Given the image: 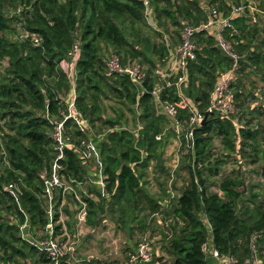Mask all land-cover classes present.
I'll list each match as a JSON object with an SVG mask.
<instances>
[{
  "label": "trees",
  "instance_id": "trees-1",
  "mask_svg": "<svg viewBox=\"0 0 264 264\" xmlns=\"http://www.w3.org/2000/svg\"><path fill=\"white\" fill-rule=\"evenodd\" d=\"M145 1L0 0V62L6 58L9 61L0 78V121H3L0 136L4 145L0 151L4 149L6 152L0 156L2 165L5 163L0 169V219L3 213H8L22 222L25 218L23 211H26L31 224L38 228L45 227L49 222L40 172L50 166L54 157L53 123L50 118L58 115L65 106V96L72 93L62 62L67 59L68 51L78 37L82 46L75 62L77 107L93 123L102 122L110 128L103 141L95 139L100 142L103 171L107 175L110 212L113 215L119 213L118 219L122 223L136 219H132L130 211H125L127 206L133 208L132 205L143 204V208L150 209L149 214L168 212L174 225L171 237L163 248L170 255L171 264H208L203 250L209 237L206 218L211 224L213 244L221 254L244 260L249 254L253 259L254 253L259 264H264V199L258 201V193H252L248 200L245 199L247 190L241 187L244 182L242 166H237L236 174L222 178L219 183L221 193L209 191V182L219 176L222 165L234 156L239 155V163L245 159L255 163L264 158V125L261 123L258 128H252V121L239 125L237 113L227 116L207 113L205 122L194 127L193 148L186 146L184 136H178L190 158L189 177L180 195L172 196L175 203L170 206L171 211L168 207L170 194L165 200L148 194L143 170L149 167L153 157L160 155L162 145L169 136L167 118L158 111L151 93L158 71L155 59L166 61L170 47L153 42L149 35L143 33L142 27L150 26L147 15L152 5L158 18L165 15L176 23L177 15L188 18L193 15L184 3L171 10L159 7L158 0ZM18 3L23 5V10L8 17V7H18ZM13 20L19 22L23 31L40 34L43 39L41 45L29 39L7 37V30L16 29L15 26L10 27ZM232 22L242 35H248L241 37L238 48L242 56L245 54L240 74L244 66H254V70L264 76V36L254 46V38L260 31L258 27L252 28L239 19H232ZM262 31L264 33V28ZM206 34L207 31H202L195 35L199 37L195 42L203 46L198 50L196 59L188 62V86L181 87L185 101L178 95L175 86H164L161 92L162 98L179 106L183 124L190 115L192 104L189 99L195 100L197 110L205 111L219 72L232 65V60L217 47L213 35ZM104 47H108L111 54L118 53L123 62L141 60L142 64L148 63L149 69L142 85H137L125 74L106 76ZM242 95L234 89L237 104ZM110 96L122 99L125 110L134 114L139 112L142 126L137 141L134 132L119 127L121 115L114 119L103 118L104 99ZM125 110L122 109V115ZM255 110L259 112L258 108ZM67 124L71 127V121ZM69 131L76 139L88 138L87 133L76 126ZM160 134L162 139L157 138ZM216 136L221 138L222 144L221 153L217 155L213 153ZM67 156V173L83 179L85 174L77 154L68 151ZM11 182L20 188L18 197L4 189V184ZM117 205L124 211H114ZM167 208L169 211H163ZM100 210L102 205L96 207L92 201L89 202L87 216L90 224L98 222ZM60 227L57 226V229ZM254 237L255 251L252 248ZM33 252L37 249L21 238L16 224L0 221V257L19 262ZM41 258L47 261L44 255ZM155 258L144 264H154Z\"/></svg>",
  "mask_w": 264,
  "mask_h": 264
},
{
  "label": "built area",
  "instance_id": "built-area-1",
  "mask_svg": "<svg viewBox=\"0 0 264 264\" xmlns=\"http://www.w3.org/2000/svg\"><path fill=\"white\" fill-rule=\"evenodd\" d=\"M22 6V5H21ZM19 5L16 10L20 13L23 10ZM15 10V11H16ZM240 8H235L239 11ZM256 16H253L255 19ZM216 23L220 27L216 33L217 47L232 60V65L227 70L219 72L218 82L210 93L209 103L205 111L197 110L193 105L190 106L189 119L183 124L180 118L179 106L169 99H164L161 96L164 86H175L178 95L184 99L181 93V87L188 83L187 81V66L190 60L197 57L199 46L195 42V35L202 31H208ZM238 28L233 24L231 18L220 17L219 9L214 6L210 7L209 16L206 20L198 24H191L184 20L180 29V43L175 51L170 54L171 71L164 74H159L160 81L155 82L152 89V95L155 99V105L162 114L165 115L171 128L178 136H184L188 147H194V127L201 126L207 117V113H218L221 116H227L234 112V89L233 83L238 79V75L242 68V55L238 52L237 47L240 44ZM21 36L23 39H29L36 45H41L43 39L37 32L25 30ZM82 42L76 38L68 51L67 59L62 62V69L66 73L72 89L70 100L65 102V106L60 109L58 115L51 117L53 128L51 137L53 140L54 157L49 167L40 172V178L44 184V197L47 205L48 224L45 226V232L40 235L36 241V246L45 253L50 264H66L64 257L66 249L59 240L57 222L59 221L56 215L62 211V206L66 196L71 195L77 204L76 220L77 224H84L88 214L89 207V191L84 187V180L79 179L73 174L67 173V153L73 151L77 154L80 161L88 164H95L96 172L99 175V188L101 196L108 198L109 192L107 189V175L104 174L101 150L99 146L89 138L82 137L76 139L70 134L69 128L76 126L80 131L92 132L91 119L78 109L76 104V75L75 62L78 59ZM169 56V58H170ZM105 74L112 77L117 74H125L129 76L137 85H142L147 76L146 67L138 62H123L121 58L113 53L106 60ZM71 121V127H68L67 122ZM136 141L138 139L139 130L135 132ZM158 139H162V134L157 135ZM2 154H6L2 149ZM4 189L18 197L21 193L20 188L16 183L11 182L4 184ZM60 193L62 197L61 205L57 204L56 194ZM208 229L209 237L203 245V250L206 255L214 257L219 264H241L238 258L234 255L221 254L213 244L211 234V224L208 219H204ZM154 256V248L152 241L146 237L143 238L135 249L129 251L126 257L118 264H144L151 261ZM0 264H16L13 261H7L0 257ZM256 264V263H255ZM258 264V263H257Z\"/></svg>",
  "mask_w": 264,
  "mask_h": 264
},
{
  "label": "crops",
  "instance_id": "crops-1",
  "mask_svg": "<svg viewBox=\"0 0 264 264\" xmlns=\"http://www.w3.org/2000/svg\"><path fill=\"white\" fill-rule=\"evenodd\" d=\"M182 1V2H181ZM181 3L187 4V9L192 13V17L188 18L186 16H179L177 15V21L180 24V29H181V24L182 21L187 20L191 24H195L201 21H204L206 18L209 16V11L210 7L216 6L219 11H220V17H229L232 19H239L243 21L245 24H249L250 27H258L260 30L259 33L254 38L253 45L255 46L264 36L263 33V28H264V0H179L176 4V8L181 5ZM235 8H240L239 11H235ZM154 10V9H153ZM172 10V9H171ZM258 12V14H257ZM155 18L157 24H161L160 19L158 18L156 13ZM257 16L255 19H253V16ZM170 18V17H168ZM220 27L219 23H216L215 25L212 26L211 29L207 31V36L213 35L215 38L216 33ZM240 31V30H239ZM239 40L240 44L242 42V36H248L247 34L242 35V32H239ZM199 37H195V41H198ZM196 41V42H197ZM216 41V38H215ZM180 42V32L177 40L172 37L171 41H167V45L170 47V54L175 51L177 45ZM198 44V43H197ZM240 44L237 47V50L239 52L240 49ZM199 50L202 49L203 44H198ZM253 46V47H254ZM239 48V49H238ZM258 49V48H257ZM245 57V54H243ZM171 57L166 59L167 60V71H171ZM254 66L248 67L245 72H249L251 69L252 71L254 70ZM157 73V71H156ZM155 73V74H156ZM159 76V75H158ZM156 82L160 81V78L157 79L156 77ZM185 87L188 86V83L184 85ZM234 89L239 92H241L243 95L240 96L238 99V112H237V118L236 121H239V125L245 124L248 121H252L251 127L252 128H258V125L260 124V116H264V103L261 102L260 104L257 103L258 99H261L262 101L264 100V76L257 72L256 75L253 76V78H247V75L242 73L239 77L238 80L235 81L234 84ZM254 91V92H252ZM249 93H253L257 97V102L254 103H247L246 96L248 97ZM69 95V93H68ZM65 96V101L70 100V96ZM251 97L253 95L251 94ZM112 97H108L104 99V107L106 109V113H103L102 116L103 118L106 119H114L118 117V115H121V121L119 123V127L122 129H129L132 132H135L136 130H139L142 126L140 117H139V112L138 115L134 114L135 118V125H129L124 123L125 122V117H128L127 115L129 114L127 111L124 109L123 101L122 99L116 98V102L114 99L110 100ZM248 101V100H247ZM189 102L194 106L195 100L194 99H189ZM196 105V104H195ZM259 110V112L255 109ZM122 109L125 110V113L122 115ZM105 112V111H104ZM261 113V114H260ZM245 115H247L245 117ZM248 117V119H247ZM91 119V118H90ZM91 121V125H92ZM95 123V122H94ZM92 132L87 131L88 138L92 140L94 143H96L99 146L100 142H96L95 139L99 138L100 141H103L106 138V135L110 132V128H108L107 134H104L102 136H97L93 132V127L91 128ZM173 130V129H172ZM220 138V137H219ZM221 141V138H220ZM100 148V147H99ZM79 161V165L81 168L84 170L85 177L83 178L84 180V187L89 191L90 197H89V202L92 201L96 207L99 205H102V212L98 213V222L96 224H90L88 221V216L86 218V221L84 224H77L76 220V208L77 204L74 201L73 197L71 195H67L65 202L62 206V211L57 213L58 215V222L57 226H61L58 229V235H59V240L63 244V246L66 249V255L64 257V260L66 264H111L110 260H115L113 264H118L120 261H122L126 257V253L122 250L123 246H126L129 244L131 246V250L135 249L138 243L143 239L149 236L145 233L144 235L137 234V232H141L138 228L139 224L135 223L134 220L129 219L128 225H124V223L121 222L119 218V213L112 214L110 211V200L111 196L109 194L108 198H105L101 196V191L99 188V175L98 172H96L95 169V164L93 162H90L88 164H85L84 162ZM153 168V166H151ZM146 180V179H145ZM148 180V178H147ZM146 180V181H147ZM150 182V181H149ZM147 184V183H146ZM146 186V185H145ZM148 194L151 195L154 198H158L157 195L154 196L152 193L148 191ZM163 200L167 198H162ZM56 200L57 204L61 205L62 202V197L60 193L56 194ZM19 205L20 201L18 200ZM133 208H130L127 206L125 211H130L129 214L133 218H136V220L139 219V221L144 224V227L147 228V224L150 222L148 221L147 223L144 221L143 222V214L144 212H147L149 214L150 209L143 208L142 205H132ZM114 211H124V209L121 210V208L117 205L115 206ZM25 218L22 222H19L15 217L11 216L10 224H16L19 228L20 231V236L21 238L26 241L29 245L34 246L37 249V252L31 253L27 258H22L19 259V262L13 261L16 264H50L48 258L46 257L45 253L40 251V249L36 246V241L42 235V233L45 232V227L43 228H38V226H34L31 224L30 218L26 211H23ZM158 213H151V216H155ZM88 215V214H87ZM113 216H117V220L114 218L116 222L112 223ZM128 216L125 215V217ZM136 216V217H135ZM72 217V218H71ZM157 220L161 222L160 218L157 217ZM172 222V218H170ZM73 221V222H72ZM167 223V222H166ZM118 227V228H117ZM135 234L136 237H131L126 235V232H131L134 231L135 228ZM113 233V236H112ZM168 233V232H166ZM166 233H162L167 239L169 240L171 237V232L165 235ZM155 240L159 241L162 238V235L154 236L153 237ZM153 238H149L152 241L153 248H154V257H167L169 256L167 254H164L162 249V245L159 242L158 244L155 243ZM101 241V242H100ZM1 255V253H0ZM42 255H44V258L47 261L42 260ZM2 258V256H1ZM156 260L154 264H164V260ZM5 260V259H4ZM212 260L214 264H219L218 261L212 257V256H207V261ZM10 261V260H7Z\"/></svg>",
  "mask_w": 264,
  "mask_h": 264
},
{
  "label": "rangeland",
  "instance_id": "rangeland-1",
  "mask_svg": "<svg viewBox=\"0 0 264 264\" xmlns=\"http://www.w3.org/2000/svg\"><path fill=\"white\" fill-rule=\"evenodd\" d=\"M59 1L65 2L66 0H59ZM178 1L179 0H158V6L159 7L164 6V7H167L169 9L174 10ZM146 2H148V1L146 0L145 3ZM19 4L20 3H18V5ZM22 6H21V8H22ZM16 8H17V6L16 7H14V6L8 7V9L6 10L8 17L15 16L16 14H18L17 10L15 11ZM153 9H154L153 5L151 7L149 6V9H148L149 11H148L147 17H148V21L150 23V26L148 28L142 27L143 33H145L146 35H149L151 40L153 42H155L156 44L164 43L167 45V41L168 40L171 41L172 37L176 41L178 36H179V32H180L179 22L176 23L172 20V18H168L165 15H163L162 18L160 19L161 24L158 25L156 22L155 14H154L155 11ZM257 14H258V12H257ZM28 15H30V13H28ZM12 26H15L16 29L12 30L10 28L9 30L6 31L5 35L9 38L11 37V39H22L21 36H23L22 34H24V32H25V31H23L24 28L22 26H20V24H19V22H17V20L10 21V27H12ZM104 48H105V52H104L105 53V60H107L109 55L112 52L108 47H104ZM116 54L121 58V56L118 53H116ZM243 57L244 56H242V59H243ZM156 60H159V59L156 58ZM130 61L131 62H138V63L142 64L141 60H130ZM105 63H106V61H105ZM161 63H167V60L164 62H161ZM8 64H9L8 58H6L2 62H0V78H2V73H4ZM143 65L146 67V69L148 71V69H149L148 63L143 62ZM248 67L250 68V66H244L242 73L247 75V78L252 79L253 76L257 74V71H252L250 69L249 72H245L246 69H248ZM155 75L158 79L159 78L158 74L156 73ZM240 75L241 74H239L238 77ZM237 80H235V81H237ZM252 92H254V91H252ZM251 94L253 95V97H251ZM110 97H112V98H110V100L114 99V101L116 102V97H113V96H110ZM256 97L257 96L254 95L253 93H249L248 97L246 96V98L248 100V101L246 100V102L249 103V105H250V103L252 104L254 102H257L258 97L257 98ZM261 102L264 103V100L262 101L261 99H258L257 103L260 104ZM234 106L235 107H234L233 113H237L238 112V104L234 103ZM159 111H161V110H159ZM106 112L107 111L105 109L104 113H106ZM128 113H129L127 115L128 117H125L124 123L134 126L135 125V118H134L135 116L133 114L134 112H128ZM135 114L138 115V111L135 112ZM262 115H264V114H262ZM246 116L247 115H245V117ZM247 119H248V117H247ZM259 119H260V121H262V122H260L261 123L260 125L263 126L264 125V116H260ZM2 124H3V121L1 120L0 121V127H2ZM92 127H93L94 134L97 136H102L104 134H107L108 127L105 124H103L102 122L92 123ZM166 127L168 128L167 133H169L168 139H166L165 143H163L160 155L157 158L153 157L150 161L149 167L146 170H143V173H144L143 178H144V180L145 179L147 180V178H148L147 181L145 180L147 183L146 188L154 196L157 195L158 198H167L168 199L169 198L168 194H170L171 203L169 202V206H168V207H170L172 204L175 203V199H174V197L172 198V196L175 195V197H176V196L180 195V191L183 190V187L185 186L186 181L189 177L188 165H189V159L190 158H189V155L187 154V152H188L187 149L185 150V148H184L183 141L177 137L176 133L172 130L171 124L169 123L168 120L166 123ZM1 146H4V145L1 141V136H0V147ZM219 147H220V149H219ZM221 148H222V144H221L220 138L216 136L214 138L213 153H215V155L220 154ZM1 155H3L2 150L0 151V156ZM238 157H239V155L234 156L231 160L227 161L226 163H224L222 165V167L220 169L219 176L213 178L209 182V184H210L209 185V191L221 193L220 188H219V183L221 182L222 178L227 176V175H230L231 173L236 174V173H234V171L237 169L238 165H241L242 166L241 167V173H242V178L244 180L241 187H244L243 189L247 190V193L244 195L245 199L248 200V198L251 196L252 193H258L259 194L258 201L263 200L264 199V176L262 175V168H263V164H264V158H261L259 161L255 162V163H252L251 160H247V159L242 160L241 163H239V160H241V159H238ZM4 166H5V163H4V165H2V163L0 161V169L1 170L3 169ZM151 166H153V168ZM249 203L252 204V202H249ZM163 211H169V209L167 208V210H163ZM170 211H171V207H170ZM167 213L168 212H159L157 215L151 216L147 212H144V214L142 216L143 222L144 221L146 223L148 221L150 222L149 224H147V228L144 227V224H141L139 219L138 220L135 219V221H134L135 223L139 224L138 228L141 229L140 230L141 232H137V234L144 235L146 233L149 236V238H153L154 236L162 235V238L159 241L155 240L154 238L153 239H154L156 244H158L159 242L161 243V245H162L161 250L163 251L164 254H166L167 252H166V248H163V247L167 245L169 240H166L167 238L162 233L163 232L164 233L172 232V227H173L172 225H174V223L171 222V220H170L171 215H169ZM157 217L160 218L161 222H159L157 220ZM114 218L117 220V216H115V217L113 216V218L110 220H112V223L116 222V224H117L118 222L115 221ZM1 220L10 221L11 216L8 213H3V217L0 219V221ZM128 223H129V220H126L124 222V225L127 226ZM133 228H135V227H133ZM136 229L137 228H135L134 231H131V232H126V235L131 236V237H134V236L136 237V235H134L136 233L135 232ZM168 233H166L165 235H167ZM112 236H113V233H112ZM263 244H264V242H263ZM122 250L127 255V253L129 251H131V246H129V244H127L126 246L122 247ZM250 255L251 254H249V256H246L244 258V260H241L240 258H238V260H240L241 264H253V261H255L256 264L257 263L259 264V262H257L255 260L256 255H254V253L252 254V257H254L253 259H251ZM168 256H169V258H167V257L163 258V259H165L164 263L171 264L172 259L170 258L169 254H168ZM155 260H157V258H155ZM110 261H111V264H113V262H115V260H110ZM208 264H214V262L212 260H210V261H208Z\"/></svg>",
  "mask_w": 264,
  "mask_h": 264
},
{
  "label": "water",
  "instance_id": "water-1",
  "mask_svg": "<svg viewBox=\"0 0 264 264\" xmlns=\"http://www.w3.org/2000/svg\"><path fill=\"white\" fill-rule=\"evenodd\" d=\"M159 60H156L155 59V63L157 65V68H158V72L159 73H162L164 74L166 72V69H167V63H161L160 61L158 62ZM48 99V98H46ZM205 122V121H204ZM255 239L256 237H254L253 241H252V247H253V250L255 251ZM255 260L258 262V259L257 257L255 256Z\"/></svg>",
  "mask_w": 264,
  "mask_h": 264
}]
</instances>
